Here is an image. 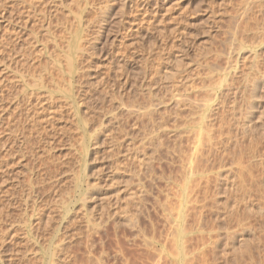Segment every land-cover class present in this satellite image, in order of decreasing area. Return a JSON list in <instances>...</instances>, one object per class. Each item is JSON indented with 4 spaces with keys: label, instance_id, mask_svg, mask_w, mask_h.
Segmentation results:
<instances>
[{
    "label": "rangeland",
    "instance_id": "1",
    "mask_svg": "<svg viewBox=\"0 0 264 264\" xmlns=\"http://www.w3.org/2000/svg\"><path fill=\"white\" fill-rule=\"evenodd\" d=\"M147 2L148 7L145 6ZM0 6V12H6L5 18L0 16V40L3 41H0V86L4 88V99L11 103L0 101V123L3 120L0 147L1 144L2 147L8 145L9 149L12 142V148L17 150H12L15 155L9 153V159H6V148H0V158L6 161L1 159L0 162L4 161L0 164V231L3 232H0V264H47L48 257L58 251L60 238L55 237V231L59 224L67 227L68 237L75 241L73 250L82 260L71 263L78 261L81 264L87 259L83 262L87 264L92 258L85 252L86 244H81L84 240L76 243L77 237L89 230V220L95 217L94 221L98 223V216L108 212L104 217L109 215L110 219L104 218L106 223L100 224L98 233L89 230L94 236L93 257L96 254V257L105 256L102 257L105 264H126L124 256L130 259L128 264H155L159 260L157 254L146 248L143 238L132 232L135 229L144 230L143 233L161 243L166 242L171 252L175 245L174 221L181 211L186 180L182 160L192 153V141L186 136L182 141L179 137L176 140L177 134L173 130L184 122L192 125L200 121L202 111L198 112L197 107L203 109L202 99L207 93L213 97L211 103L215 101L218 102H214L215 105L222 103L223 106L220 105L210 119L215 132H219L217 130L221 129L225 119L230 124L234 101L238 116L242 119L247 115L255 129L243 137L239 134V144L233 138L225 154H219L221 158L226 155L222 161L220 156L216 157L218 153L212 154L216 158L211 157L209 162L214 164H209L217 170L211 173L214 177L208 176L217 182L211 183L205 200L201 198L198 202L199 220H195L196 214L187 218L188 230L194 228V224L203 228L192 235V241L196 242H189L187 254L196 248L197 239L204 237L206 247L203 254L202 251L201 254L193 253L196 258L199 255L194 264H264V85L256 99L252 98L250 89L245 94L242 87L244 78L251 84L262 76L264 82V0H0ZM32 9L37 13L34 14ZM22 12L26 15L29 12L31 20L19 25L17 19L22 20ZM14 28L20 30V43L9 52L4 40L14 38ZM76 33L78 36L74 37ZM79 35L88 36L94 49L85 55L83 63L75 56L77 67L71 77L70 72V75L67 73L65 56L71 47H77ZM71 39H75V43L70 42ZM231 65H237L235 77L240 76V80L231 81L228 70ZM81 68L83 75L78 71ZM259 69L261 71H257ZM165 70L177 71L175 81L178 85L188 78L193 80L190 84L195 89L189 88L191 93L187 102L180 107L175 104L174 97L171 98L173 95L170 96L175 82L166 80ZM20 72L24 74L19 75ZM68 81L71 84L68 85ZM26 82L29 87L23 85ZM41 83L42 89L45 87L43 90ZM36 84H39L37 89ZM233 85L240 88L242 94H238L237 99L233 96ZM69 86H74L69 90L74 94L65 92ZM182 87L184 92L186 87ZM54 92L55 95L50 97ZM68 94L73 96L72 99ZM25 96H30L29 100ZM21 97H25L23 101ZM74 97L77 104L80 100V106L75 104ZM26 101L32 103V108L37 102L38 107H29V112ZM128 108L135 113L126 112ZM148 108L154 111L150 118L145 113ZM29 113L34 116L33 123L28 120L29 124H24L23 119ZM115 113H119L116 114L119 127L113 124ZM35 120L39 124H35ZM7 123H12L9 128H6ZM5 130L10 134H5ZM232 131L235 136L237 131ZM155 133L158 142L152 145L150 138ZM175 145L181 148L174 149ZM151 147L154 148L151 165L142 168L140 158ZM7 163L8 170L5 169L2 175L1 170ZM137 188L143 191L139 210L135 206L136 200L134 202L131 197ZM32 202L43 209L50 207L47 209L53 216V219H45L41 230H34L37 235L29 230L34 221L30 209L27 210L29 214L25 213ZM127 209L134 214L139 211L136 216L128 213L131 218L138 219L139 228L118 223L119 217L115 213ZM67 212L72 220L74 218L73 223L61 221ZM197 221L201 224H196ZM8 226H13L11 236ZM121 252L123 257L119 255ZM21 255L27 259L23 261ZM160 264L178 263L168 257Z\"/></svg>",
    "mask_w": 264,
    "mask_h": 264
},
{
    "label": "bare ground",
    "instance_id": "2",
    "mask_svg": "<svg viewBox=\"0 0 264 264\" xmlns=\"http://www.w3.org/2000/svg\"><path fill=\"white\" fill-rule=\"evenodd\" d=\"M144 1H146V0H144ZM107 2V1H106ZM106 5V4H105ZM148 2L145 4V6L146 7H148ZM0 7H2V6H0ZM30 7V6H29ZM104 7V6H103ZM30 8H32V7H30ZM28 9V8H27ZM146 9H148V8H146ZM33 10V13L34 14H36L37 13V11L35 10V9H32ZM31 11V9L29 10V12ZM24 12V11H23ZM21 13V17H22V20H20V19H17L18 21H19V25H21V22L23 21V23L25 22V24H27L28 22H29V19H30V13L29 12H27L29 15H26V14H24V13ZM26 13V12H25ZM32 12H31V14H33ZM42 13V12H41ZM5 15H6V12H5V10H2V12H0V16L1 17H3V18H5ZM24 15H26V17L24 16ZM40 15V14H39ZM33 16V15H32ZM41 16H43V15H41ZM81 16V19L83 18V16L82 15H80ZM80 16L78 17V19H79V21H80ZM46 17H48V16H46ZM50 17V16H49ZM48 17V18H49ZM34 19V18H33ZM31 20V19H30ZM82 20H84V19H82ZM37 21V20H36ZM49 21V20H48ZM35 22V21H34ZM22 23V24H23ZM80 23V22H79ZM82 23V22H81ZM80 23V24H81ZM12 24V23H11ZM15 24V23H14ZM13 24V25H14ZM38 24V23H37ZM2 25V24H1ZM8 25V24H7ZM17 25V24H16ZM16 25H15V27H16ZM83 25V24H82ZM10 26V25H9ZM23 26L24 25H22V28H23ZM80 26V25H79ZM102 26V25H101ZM47 27H49V26H47ZM13 28V27H12ZM18 28V27H17ZM17 28L15 29L14 28V30H12L13 31V33H14V38H9V39H6V40H4L5 42H6V47L9 49V52H13L14 50L13 49H11L14 45H16V44H18V43H20L19 41H20V35H21V33H20V30L18 29L17 30ZM21 28V27H20ZM24 29V28H23ZM80 29H83V26L80 28ZM80 29H78V31L80 30ZM90 29V28H89ZM22 30V29H21ZM11 31V32H12ZM10 32V33H11ZM9 33V32H8ZM38 34V33H37ZM36 34V35H37ZM3 35V34H2ZM75 36H78L77 35V33H76V35H74V37ZM85 36V35H84ZM80 37V35H79V41L76 39V42L78 43H76L77 44V47L76 46H74V47H76L75 49H74V47H71V50L69 49L70 47H69V44H68V49H69V51H67L68 53L66 54V56H65V58H66V62H67V65H68V75H70L71 74V77L72 76H74L75 74H72L73 73V71L75 70V67H77V66H75V64H76V61H75V56L77 57V59H79L80 61L79 62H82L83 60H85V58H86V56L85 55H88L89 53V50H91V49H94L93 48V46L91 45V42H90V40H89V37L88 36H86V37ZM5 37V36H4ZM10 37V36H9ZM88 37V38H87ZM77 38V37H76ZM81 38V39H80ZM73 39V38H72ZM72 39H71V41L70 42H73L74 41V43H75V39L72 41ZM22 40V39H21ZM1 41V40H0ZM1 42H3V41H1ZM25 42V41H24ZM69 42V43H70ZM1 45H2V43H0ZM73 44V43H72ZM20 45V44H19ZM73 45H75V44H73ZM21 47V46H20ZM242 47V46H241ZM6 48V49H7ZM243 48V47H242ZM13 50V51H12ZM11 54V53H10ZM2 55V54H1ZM8 59V58H7ZM235 60V59H234ZM241 60V59H240ZM15 61H17V60H15ZM78 61V60H77ZM239 61V60H238ZM11 62V61H10ZM25 62V61H24ZM60 62V61H59ZM234 62V61H233ZM57 63V62H56ZM78 63V62H77ZM83 63V62H82ZM236 63V62H235ZM59 64H61V65H63L62 63H59ZM79 64V63H78ZM58 65V64H57ZM60 65V67H62ZM77 65V64H76ZM59 66V65H58ZM80 66V65H79ZM78 66V67H79ZM178 66V65H177ZM232 66V67H231ZM229 68H228V70H229V73H230V75H232V82H235L234 80H235V75H237L236 74V70H237V65H231ZM239 66V65H238ZM59 67V68H60ZM13 69V68H12ZM65 69V68H64ZM64 69H62V68H60V70H64ZM79 69V68H78ZM257 69V68H256ZM15 69H13V71H14ZM173 70V69H172ZM15 71H17V70H15ZM21 71V70H20ZM78 71H80V73L82 74V68H81V70H78ZM78 71H75V72H78ZM166 71V70H165ZM174 71V70H173ZM173 71H171V70H168V71H166V76H164V77H166V80H173V81H171V83L173 82L174 84H172V85H174V86H172V87H174V90H173V88L171 89V91H173V93H170V96H172L171 98H173V99H175L174 101H175V104L176 103H178L179 105V107H180V104L182 105V104H184V102L188 99V97H189V94L191 93V91L189 90V88L191 89V85L192 84H190L193 80H189V78L188 79H186L187 81L185 82V81H181L183 84V86L184 87H186V89L184 90V92H183V90H182V85H178V83H176V79H175V77H176V73H177V71H176V73H174ZM256 71V70H255ZM257 71H261L260 69L259 70H257ZM17 72H19V71H17ZM16 72V73H17ZM62 72V71H61ZM65 72V74L64 75H66L67 73ZM69 72H70V74H69ZM74 72V73H75ZM16 73H15V75H16ZM79 73V72H78ZM228 73V74H229ZM238 73V72H237ZM258 73H260V72H258ZM257 73V74H258ZM19 74V73H18ZM18 74H17V76H18ZM21 74H24L23 72H20V74L19 75H21ZM80 74V75H81ZM182 74V73H181ZM189 74V73H188ZM261 74V73H260ZM67 75V76H68ZM77 76H78V74H76ZM79 75V76H80ZM83 75V74H82ZM81 75V76H82ZM227 75V74H226ZM17 76H16V78H17ZM23 76V75H22ZM76 76V77H77ZM80 76V77H81ZM245 76H246V74H245ZM245 76H243V78L245 77ZM21 77V76H20ZM69 77V76H68ZM75 77V78H76ZM83 77V76H82ZM190 77V76H189ZM240 77V76H239ZM239 77L238 78H236V80L237 79H239ZM18 78H19V76H18ZM74 78V77H73ZM78 79H79V77H77ZM228 78V77H227ZM258 78H259V76H258ZM72 79V78H71ZM14 80V79H13ZM22 80H23V78H22ZM76 80V79H75ZM148 80V79H147ZM165 80V79H164ZM190 82H189V81ZM229 80V81H230ZM240 80V79H239ZM244 80L245 81H243L244 82V84H243V89H244V93L246 94V92L248 91V89H250V92H251V95H252V98H254V99H256V98H258L257 97V94L259 93L258 91L261 89V88H263L262 87V84L264 85V82L262 81L263 79H262V76L259 78V80L258 79H255L254 80V82H251V84H248L247 82H246V79L244 78ZM20 81V80H19ZM71 81H74V79H72ZM226 81V80H225ZM228 81V82H229ZM238 81V80H237ZM248 81V80H247ZM6 82V81H5ZM25 81H21V83H24ZM68 82H70V81H68ZM82 82V81H81ZM227 82V81H226ZM240 82V81H239ZM237 83V82H236ZM241 83V82H240ZM69 84H71V82L70 83H68V85ZM81 84V83H80ZM176 84V85H175ZM238 84V83H237ZM14 85V84H13ZM24 86H26L27 85V82L25 83V84H23ZM44 86L42 83L40 84V89H42V86ZM74 85H75V83H74ZM227 85V84H226ZM242 85V84H241ZM28 86V85H27ZM35 87H36V89H37V87L39 86V84H36V85H34ZM144 86V85H143ZM171 86V85H170ZM229 86V85H228ZM29 87V86H28ZM74 86H71V88H73ZM230 87V86H229ZM249 87H251V88H249ZM69 88H70V86H69ZM67 89L65 92H67V93H69V94H74V93H70V91L72 90V89ZM104 88V87H103ZM0 101H3V100H5L4 99V97L6 98V96H4L5 94H3V89L1 88V86H0ZM8 89V88H7ZM43 89H45V87L43 88ZM42 89V90H43ZM48 89V88H47ZM109 89V88H108ZM107 89V90H108ZM192 91H194V89L195 88H193L192 87ZM218 89V88H217ZM227 89H231V88H227ZM49 90V89H48ZM48 90H46L47 92H48ZM70 90V91H69ZM77 89H76V87H75V92L77 93V91H76ZM86 90V89H85ZM106 90V91H107ZM169 90V89H168ZM221 90H222V87H221ZM262 90V89H261ZM6 91V90H5ZM87 91V90H86ZM239 91H240V88H238L237 86H235V85H233V89H232V92L234 93V99H237V96H238V94H241V93H239ZM52 92H53V90H52ZM74 92V91H73ZM79 92V91H78ZM88 92V91H87ZM108 92H110V91H108ZM108 92H107V94H108ZM170 92V91H169ZM168 92V93H169ZM197 92V91H196ZM262 92V91H261ZM59 93H60V90H59ZM80 93V92H79ZM199 93H200V90H199ZM202 93V92H201ZM224 93V92H223ZM229 93V92H228ZM36 95H38L39 97L40 96H42V95H39V94H37V93H35ZM46 94H50V93H46ZM68 94V95H69ZM111 94V93H110ZM109 94V95H110ZM172 94V95H171ZM194 94V93H193ZM196 94V93H195ZM222 94V93H221ZM9 95V94H8ZM7 95V96H8ZM51 95H55V92H54V94L52 93V94H50V97H51ZM226 95V94H225ZM242 95V94H241ZM10 96V95H9ZM30 96H32V95H30ZM30 96H29V98H30ZM70 96V95H69ZM72 96V95H71ZM71 96H70V99H72L71 98ZM75 96V95H74ZM82 96V95H81ZM85 96V95H84ZM106 96H108V95H106ZM112 96V95H111ZM114 96V95H113ZM195 96V95H194ZM26 97V96H25ZM24 97V98H25ZM35 97V96H34ZM34 97H32V99L34 98ZM73 97V96H72ZM76 97H78L77 95H76ZM202 97V96H201ZM204 99H202V101L204 100V106H203V109L201 110V109H199L200 107H202V106H200L199 108L197 107V110H198V112L199 111H202V113H201V115L199 116V122H196V123H194V124H192V125H190L189 123H187V122H184L181 126H178V127H175V129L173 130L174 131V133H176L177 134V136H176V140H178L177 139V137H179V140L180 141H182L181 139L182 138H184L185 136L188 138V139H190L191 141H192V153H190L189 155H185L184 156V159L182 160V162H183V165H182V168L184 169V174H185V177H186V180H185V185H184V187H183V189H182V197H181V211H180V214L178 215V217L176 218V220L174 221L175 222V230H174V233H175V245H174V249L171 251V252H169V250H168V248H167V243L165 242V244L164 243H161V240H157V238H155V237H149V236H147L145 233H143V231L144 230H141V231H139V229H138V231H136V227H138L139 228V226H137V224L139 223V221H138V219H134V218H131V216L129 215V214H134V212H132V213H129L128 212V209L127 210H123V211H120L119 213L118 212H116L115 213V215L116 216H118L119 217V221H118V223L120 222V223H122L124 226H126V227H130V228H132V229H135V231H132L131 229V231L134 233H136L137 232V236L138 237H142L143 238V242L145 243L144 245L146 246V248H149L151 251H154V253L153 254H157V256L156 257H158V261H159V263H155V264H160L161 263V261H162V259L164 260V259H167L168 257H171V259L174 261V262H177L178 264H185L186 263V261H187V257H189L190 255H192V257L190 256V259L188 260V262H187V264H194L198 259V254H196L195 256H197V258L196 257H194L193 256V253H196V252H198L199 254H201L200 252L202 251V254H203V249L206 247V245H205V243H206V240L204 239V237H200V239H197V237H196V239L198 240V243H196V248H194L193 247V252L192 253H188L187 254V247H189V242H194V241H192V235L195 233V232H198V231H200V230H203V228H199L201 225H199V227L198 226H195V224H194V228L193 227H191L189 230L186 228V224H187V218L188 217H190V216H193V215H195L196 214V217H197V215H198V202L199 201H201L200 199L201 198H203V201L205 200V198L207 197L206 195L209 193L208 192V189H209V186L211 185V183H215V182H217L216 180H215V182H213V181H211V178H209V177H211V176H208L209 174H211L214 170H215V172H216V170L217 169H214V167H212L213 165H211L210 166V164L209 163H211V162H209V160L211 159V157H212V159H215L216 157L218 158L220 155V153H224L225 154V152L228 150L227 149V145H229L230 143H231V140L233 139V138H235L236 139V143H238L239 144V140H238V135L239 134H241V136L243 137L244 136V134L245 133H247V132H250V131H252V128H253V124H250V119L247 117V115L246 116H244L242 119H241V117L240 116H238V111H237V102L236 101H234L233 102V105L231 106V116L229 117L231 120H230V124L228 125L226 122H227V120L225 119V121H221L220 123H221V125H220V128L222 129H218L217 131H219V132H215L214 130H213V125L211 124V121H210V119H212V116H214V113H215V111H217V109L220 107V105L222 104V103H220L219 105H215L214 104V102L213 103H211V100H212V95L210 94V93H207V94H205L204 96ZM24 98H20V100H22L23 101V99ZM28 100H29V98L28 97H26ZM37 98V97H36ZM53 98V97H52ZM68 98V97H67ZM86 97H84V99H85ZM107 98V97H106ZM170 98V99H171ZM225 98V97H224ZM26 99V100H27ZM39 99V98H38ZM70 99L68 100V101H70ZM74 99H75V101L77 100V98H73V101H74ZM110 99V98H109ZM114 99V98H113ZM190 99V98H189ZM216 99H217V97H216ZM223 99V98H222ZM229 99V98H228ZM7 100V99H6ZM5 100V102H7V103H9V104H11L10 103V101L8 102V101H6ZM15 101L17 100V98L16 99H14ZM13 100V101H14ZM36 100V99H35ZM112 100V99H111ZM219 100H220V98H219ZM218 99H217V101H219ZM34 101V100H33ZM74 101V102H75ZM80 101V100H79ZM79 101H78V104H79ZM189 101V100H188ZM226 101V100H225ZM225 101H224V103H225ZM25 102V101H24ZM36 102V101H35ZM71 102V101H70ZM170 102H172V101H170ZM187 102V101H186ZM198 102V101H197ZM232 102V101H231ZM15 103V102H14ZM19 103H20V101H19ZM21 103H23V102H21ZM20 103V105H23V104H21ZM26 103H27V101H26ZM25 103V104H26ZM43 103V102H42ZM81 103V102H80ZM192 103V102H191ZM191 103H190V105H191ZM215 103H218V102H215ZM1 104V103H0ZM3 104H4V102H3ZM13 104V103H12ZM17 104H18V102H17ZM28 106L26 107V109L27 108H29V107H31L32 108V103L29 101L28 103ZM39 104V103H38ZM40 104H41V102H40ZM39 104V105H40ZM75 104L76 105H78L76 102H75ZM175 104H173V105H175ZM215 105V109H213L214 107V105ZM2 105V104H1ZM34 105V104H33ZM42 105V104H41ZM40 105V106H41ZM69 105H71L72 106V103L70 104L69 103ZM195 105V104H194ZM224 105V104H223ZM26 106V105H25ZM35 106V108H37L38 106H37V102H36V105H34ZM79 106H80V104H79ZM222 106V105H221ZM150 107H152V106H150ZM193 107V106H192ZM223 107V106H222ZM228 107V106H227ZM34 108V107H33ZM32 108V109H33ZM34 108V109H35ZM76 108V107H75ZM74 108V109H75ZM80 108V107H79ZM78 108V109H79ZM120 108H121V106H120ZM153 108H155L154 106H153ZM122 109V108H121ZM127 109V108H126ZM223 109V108H222ZM3 110V109H2ZM12 110H14V109H12ZM28 110V109H27ZM109 110V109H108ZM120 110V109H119ZM123 110V109H122ZM122 110H120V111H122ZM181 110V109H180ZM220 110H221V108H220ZM227 110V109H226ZM7 111H9V110H7ZM6 111V112H7ZM15 111V110H14ZM14 111H13V114H14ZM36 111V110H35ZM193 111V110H192ZM5 112V113H6ZM29 112H30V108H29ZM34 112V111H33ZM84 112V111H83ZM126 112H128L129 114H134L135 112L131 109V108H128V111H126ZM221 112V111H220ZM3 114H4V112H2ZM1 113V114H2ZM8 113V112H7ZM6 113V114H7ZM10 113V112H9ZM28 113V112H27ZM32 113V112H31ZM74 113H77V111L75 110V112ZM81 113V112H80ZM121 113V112H120ZM145 113H146V115H147V117H151L152 116V114L154 113V111H153V109L152 108H148V110H146L145 111ZM224 113V112H223ZM5 114V115H6ZM78 114V113H77ZM76 114V115H77ZM82 114V113H81ZM116 114H118L119 115V113H115V115L113 116V114H112V116H113V118L112 119H114L112 122H113V124L114 125H116L118 122H117V115ZM190 114V113H189ZM226 114V113H225ZM229 114V113H228ZM227 114V115H228ZM23 115V114H22ZM26 115V114H25ZM25 115H24V117H25ZM215 115H216V113H215ZM218 115L220 116V114L218 113ZM241 115H243V114H241ZM8 116H9V114H8ZM77 116H79V115H77ZM83 116V115H82ZM93 116V115H92ZM111 116V117H112ZM229 116V115H228ZM227 116V117H228ZM211 117V118H210ZM217 117V116H216ZM225 117V116H224ZM226 117V118H227ZM11 118H12V116H11ZM33 118H34V116L33 117H31V115H30V113L29 114H27L26 115V117L23 119L24 121H23V123L24 124H26V122H27V124H29L31 121V123H33ZM79 119H80V117H78ZM83 118V117H82ZM2 119H4V117L2 118ZM6 119V118H5ZM10 119V118H9ZM83 119H86V118H83ZM111 119V118H110ZM7 120V119H6ZM5 120V121H6ZM11 120V119H10ZM10 120H8V121H10ZM28 120H29V123H28ZM107 120V119H106ZM2 121V123H3V120H1ZM4 121V122H5ZM13 121H14V119L12 120V123H13ZM36 121V120H35ZM38 121L39 122H41L39 119H38ZM81 121H82V119H81ZM80 121V122H81ZM119 121V120H118ZM214 121V120H213ZM220 121V120H219ZM37 122V121H36ZM229 122V121H228ZM2 123H0V125L2 124ZM10 123V122H9ZM11 123V124H12ZM84 123H87L88 124V122H84ZM83 122H81V124H84ZM107 123H109V122H107ZM156 123V122H155ZM166 123V122H165ZM164 123V124H165ZM213 123V122H212ZM219 123V122H218ZM262 123H264V122H262ZM8 124V123H7ZM6 124V125H7ZM11 124H8V126H6V128H9L10 126L9 125H11ZM15 124V123H14ZM19 124H20V122H19ZM24 124H20V125H23L24 126ZM35 124H39L38 122L37 123H35ZM34 124V125H35ZM111 124V123H110ZM152 124H154V123H152ZM167 124V123H166ZM19 125V126H20ZM109 125V124H108ZM113 125V126H114ZM118 125V124H117ZM261 125V124H260ZM15 126V125H14ZM18 126V125H17ZM17 126H15V127H17ZM103 126H105V125H102V127ZM156 125L154 124V126L153 127H155ZM164 126V125H163ZM226 126H228L227 128V133L225 132V127ZM82 127V126H81ZM116 127H119V125L118 126H116ZM152 127V126H151ZM162 127V126H161ZM168 127V126H167ZM262 127H263V125H262ZM19 128H22V127H19ZM103 128H105V127H103ZM157 128V127H156ZM159 128V127H158ZM158 128H157V130H158ZM11 129V128H10ZM13 129H14V127H13ZM83 129H87V128H83ZM114 129H115V127H114ZM118 129V128H117ZM153 129V128H152ZM232 129L234 130H236L237 131V134L234 136L233 135V131H232ZM253 129H255V128H253ZM9 130V129H8ZM21 130V129H20ZM22 130H23V128H22ZM96 130V129H95ZM100 130V129H99ZM98 130V131H99ZM160 130V129H159ZM166 130H167V128H166ZM190 130V131H189ZM230 130H231V132H230ZM10 131V130H9ZM11 131H12V129H11ZM10 131V132H11ZM17 131H19V130H17ZM25 131V130H24ZM27 131V130H26ZM87 131V130H86ZM97 131V133H99ZM101 131H102V129H101ZM161 131V130H160ZM173 131H171L172 132V134H174L173 133ZM235 131V132H236ZM10 132H6V130H5V134L6 133H9L10 134ZM97 133H95V134H97ZM169 133H170V130H169ZM11 134H13V133H11ZM15 135H16V132L14 133ZM23 134V133H22ZM151 134V133H150ZM12 136V135H11ZM19 136V135H18ZM17 136V137H18ZM25 136H26V134H25ZM27 136H30V135H27ZM33 136V135H32ZM234 136V137H233ZM157 134L155 133V135H151V138H150V143L152 144V145H154L155 144V142H158L157 141ZM9 138V137H8ZM19 138V137H18ZM17 138V139H18ZM31 138V136L28 138V139H30ZM14 139H16L15 138V136H14ZM146 139H148V137L146 138ZM234 139V140H235ZM22 140H23V138H22ZM25 140V139H24ZM29 141V140H28ZM147 141V140H146ZM149 141V140H148ZM178 142V141H177ZM176 142V143H177ZM21 143H25V141H22ZM27 143H29V142H26V144ZM8 143H5V145H7ZM232 144V143H231ZM230 144V145H231ZM234 144H235V142H234ZM2 145L3 144H1V147L0 148H3L4 149V147L6 148L5 149V151H6V153H7V156L6 155H4V156H6L5 158L6 159H9L8 157H9V155L12 153V154H14V152L15 151H17V150H15L14 151V147H13V144H12V142H11V145H10V143H9V149H7L8 147V145L7 146H4V147H2ZM18 145H20V144H18ZM24 145V144H23ZM178 145V144H177ZM182 145V144H181ZM180 145V146H181ZM236 145V144H235ZM20 146H22V144L20 145ZM19 146V147H20ZM83 146V145H82ZM237 146H239V145H237ZM13 147V148H12ZM231 147V146H230ZM232 147L234 148V146L232 145ZM84 148V147H83ZM152 148V149H151ZM150 148V150H149V152H145V153H143L142 154V156H141V158H140V160H141V164H140V166L142 167V168H148L151 164V160L153 159V158H151V156L153 155V153H154V148L153 147H151ZM176 148H179L178 146H176L175 145V148L174 149H176ZM181 148V147H180ZM179 148V149H180ZM17 149H19V148H17ZM87 149H88V146H87ZM14 151V152H11V151ZM84 150V149H83ZM82 150V151H83ZM8 151V152H7ZM152 151V152H151ZM175 151V150H174ZM177 152H180L179 150H176ZM86 152V151H85ZM10 153V154H9ZM24 153V152H23ZM22 153V154H23ZM214 153H218V156H216L215 158L213 157V155L215 156L216 154H214ZM5 154V153H4ZM9 154V155H8ZM12 154H11V156H12ZM17 154V153H16ZM22 154H20L21 155V157H22ZM213 154V155H212ZM15 155V154H14ZM13 155V156H14ZM19 155V154H18ZM19 155V156H20ZM84 155V154H83ZM4 156H3V158H4ZM222 156V155H221ZM221 156H220V158H221ZM226 156V155H225ZM225 156L223 155V157L222 158H225ZM12 158V157H11ZM85 158V157H84ZM219 158V159H220ZM220 159V161H222L223 159ZM255 158V157H254ZM254 158H251V159H254ZM1 159H2V157L0 158V162H1ZM211 159V160H212ZM250 159V160H251ZM2 160H4L5 161V159H2ZM4 161H2V163H4ZM253 161V160H252ZM6 162V161H5ZM263 162V161H262ZM2 163H0V164H2ZM8 163H9V160H8ZM8 163L5 165V166H3V167H5L3 170H1L2 171V175H3V171H5V169H7L6 168V166L8 165ZM257 163V162H256ZM260 163V162H259ZM211 164H214V163H211ZM218 164V163H217ZM264 164V163H263ZM3 165V164H2ZM258 165V164H257ZM9 166V165H8ZM251 166V165H250ZM263 166V165H262ZM0 167H1V165H0ZM217 167V166H216ZM141 168V169H142ZM221 167L219 166V168L218 169H220ZM1 169V168H0ZM141 169H140V171L139 172H141ZM8 170V169H7ZM6 170V171H7ZM143 170V169H142ZM8 172V171H7ZM219 173V172H218ZM221 173V172H220ZM137 174V173H136ZM212 175V177H214L213 175H214V173L213 174H211ZM215 175H216V173H215ZM218 177H217V179L219 178V175H217ZM221 176H223L222 174H220V177ZM216 177V176H215ZM251 177V176H250ZM140 180V179H139ZM140 182V181H139ZM0 183H2V182H0ZM1 192V191H0ZM142 190L141 189H139V188H137V191L131 196L132 197V200H134V202H135V200H136V204H135V206H137V209L139 210V208H141V207H139V200L141 199V194H142ZM206 192H208V193H206ZM202 201V202H203ZM202 202H200L201 204H202ZM33 203V202H32ZM203 204H205V203H203ZM39 205V204H38ZM35 202L32 204V206H27L26 207V211H25V213L26 214H29V213H27V210H29L30 209V213H32V218H34L33 220V222H31V224L29 225V227H28V225H27V227L29 228V230L31 231V233L32 234H34V235H37L35 232H34V230H37L36 228H40V230L42 229V227H43V224H45V219L46 220H50V219H53V216L51 215L52 213H50L49 212V210L50 209H47V208H50V207H46V208H41V207H39ZM200 207V206H199ZM134 208H136V207H134ZM204 208V207H203ZM203 208H202V210H203ZM201 209V208H200ZM24 210H25V208H24ZM137 210V211H138ZM141 210V209H140ZM193 211H195V212H197V213H195L194 212V214H191V213H193ZM204 211V210H203ZM104 211H102V213H103ZM201 213H202V211H200ZM24 213V214H25ZM101 213V214H102ZM105 213V212H104ZM129 213V214H128ZM137 213H139V211L137 212ZM137 213H135L134 214V216H136V214ZM25 214V215H26ZM69 212H67V215L65 216V218H62L61 219V221L63 222V221H68L69 222V224L70 223H73L72 221L74 220V218H73V220L70 218V216H69ZM105 214H109V212L108 213H105ZM105 214H103V215H100V216H98L99 217V222L98 223H95V217L92 219V220H89L88 222L90 223L89 225V230L90 229H93L94 231H95V233H98V230L97 229H99V227H100V224L101 223H103V224H105L106 223V221H107V219H110V217H109V215H107L106 217H109V218H107L106 219V217H104V215ZM114 214V213H113ZM132 214V215H133ZM27 216V215H26ZM30 216V215H29ZM31 217V216H30ZM111 217H113V216H111ZM195 217V216H194ZM199 217H200V215H199ZM199 217H197L195 220H199ZM201 217H202V215H201ZM106 219V221H105V219ZM136 218H138V217H136ZM192 218V217H191ZM134 219V220H133ZM32 220V219H31ZM95 220V221H94ZM201 220V219H200ZM28 222H30V220H28ZM61 222V223H62ZM68 222H66V223H68ZM198 222V221H197ZM196 222V224H201V222H198L197 223ZM26 222H24V224H25ZM119 223V224H120ZM195 223V222H194ZM140 224V223H139ZM64 225V224H63ZM62 224H59L58 225V228H57V230L55 231V237H58L59 236V238H60V240H59V242H58V245H57V249H58V251H56V253L55 254H52V256L50 255L49 257H48V260H47V264H70L71 262H73V261H75L76 262V259H78V261H80L79 260V254H77V251H75V250H73V247L75 246V241L73 242V238H69L68 236H69V232L68 231H66V229H67V227H64ZM11 226V225H10ZM10 226H8V227H10ZM14 226V225H13ZM12 226V227H13ZM7 227V228H8ZM12 227H10V229H8L9 230V235L11 236V234H12ZM202 227V226H201ZM21 228H23V227H21ZM143 229V228H142ZM1 230V229H0ZM7 230V231H8ZM25 229H23V231H24ZM28 230V229H27ZM87 231L86 233H84V234H81V235H79V237H77V240L76 239H74V240H76V243H77V241H78V244H80L79 243V241L81 242L82 240H84L85 241V243H82L81 242V244L83 245V244H86V245H84V246H86V247H84L85 249V252L88 254V255H90L89 257L90 258H92V260L90 261H88L87 262V264H105V262L104 261H106L105 259L103 260V258L102 257H105V256H100L99 255V257H96L98 254H96L94 257L92 256V249H93V244H95V243H92V239L94 240V236H93V233L91 232L90 233V231ZM5 231V230H4ZM7 231H5V232H7ZM26 231V230H25ZM1 232V231H0ZM4 232V233H5ZM145 232V231H144ZM1 233H3V232H1ZM139 233V234H138ZM32 234H30L31 236H32ZM7 235V234H6ZM27 235H28V233H27ZM27 235H25V237H27ZM132 235H134V234H132ZM30 236V237H31ZM24 237V236H23ZM1 238V237H0ZM6 238H7V236H6ZM28 238V237H27ZM33 238H35V237H33ZM193 238H195V237H193ZM207 239H208V237H206ZM38 240H39V236H38V238H37ZM36 239V240H37ZM25 240H27L26 238H25ZM37 240V241H38ZM31 241V240H30ZM32 241H33V239H32ZM35 241V240H34ZM36 241V242H37ZM139 241L141 242V239L139 238ZM196 242V241H195ZM195 242H194V244H195ZM39 245V244H38ZM191 246H193V243H191L190 244ZM96 246L94 245V248H95ZM93 251H95V249H93ZM175 251H176V255H174V253H175ZM85 252H83V255H84V253ZM150 252V251H149ZM85 253V254H86ZM118 253V252H117ZM23 254V253H22ZM152 254V253H151ZM103 255V254H102ZM117 256H118V254H116ZM119 255H123V253L121 252V254H119ZM87 256V255H86ZM116 256V257H117ZM120 256V257H121ZM21 257H23V261H24V258H26L27 259V256L26 257H24V256H22L21 255ZM78 257V258H77ZM84 258H86L85 256H83ZM119 257V256H118ZM123 257V256H122ZM121 257V258H122ZM155 257V256H154ZM194 257V258H193ZM127 258V257H126ZM125 258V256L123 257V259H125V260H127L125 263L126 264H128L129 262H128V260H130V259H126ZM117 259V258H116ZM122 259V260H123ZM10 260V259H9ZM77 261V264L79 263ZM82 261V260H81ZM80 261V262H81ZM84 261H87V259H85V260H83V262ZM82 262V263H83ZM1 263H2V261H1ZM81 263V264H82ZM86 263V262H85ZM85 263H83V264H85ZM72 264V263H71Z\"/></svg>",
    "mask_w": 264,
    "mask_h": 264
}]
</instances>
